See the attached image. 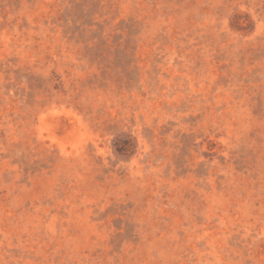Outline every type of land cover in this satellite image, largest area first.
<instances>
[{"label":"rangeland","instance_id":"374dc122","mask_svg":"<svg viewBox=\"0 0 264 264\" xmlns=\"http://www.w3.org/2000/svg\"><path fill=\"white\" fill-rule=\"evenodd\" d=\"M0 264H264V0H0Z\"/></svg>","mask_w":264,"mask_h":264}]
</instances>
